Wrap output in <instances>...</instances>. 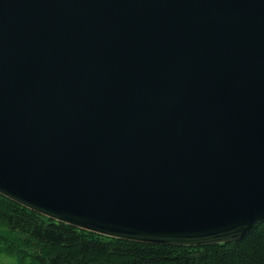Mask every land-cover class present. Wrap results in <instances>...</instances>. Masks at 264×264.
Here are the masks:
<instances>
[{"label": "water", "instance_id": "water-1", "mask_svg": "<svg viewBox=\"0 0 264 264\" xmlns=\"http://www.w3.org/2000/svg\"><path fill=\"white\" fill-rule=\"evenodd\" d=\"M0 195L123 241L264 219V0H0Z\"/></svg>", "mask_w": 264, "mask_h": 264}, {"label": "trees", "instance_id": "trees-1", "mask_svg": "<svg viewBox=\"0 0 264 264\" xmlns=\"http://www.w3.org/2000/svg\"><path fill=\"white\" fill-rule=\"evenodd\" d=\"M0 256L15 264H264V219L231 243L152 245L80 230L0 195Z\"/></svg>", "mask_w": 264, "mask_h": 264}, {"label": "rangeland", "instance_id": "rangeland-1", "mask_svg": "<svg viewBox=\"0 0 264 264\" xmlns=\"http://www.w3.org/2000/svg\"><path fill=\"white\" fill-rule=\"evenodd\" d=\"M0 264H15L11 257L0 256Z\"/></svg>", "mask_w": 264, "mask_h": 264}]
</instances>
